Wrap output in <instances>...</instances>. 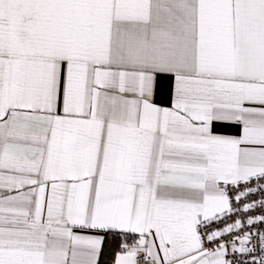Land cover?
Returning a JSON list of instances; mask_svg holds the SVG:
<instances>
[{"label": "crops", "instance_id": "1", "mask_svg": "<svg viewBox=\"0 0 264 264\" xmlns=\"http://www.w3.org/2000/svg\"><path fill=\"white\" fill-rule=\"evenodd\" d=\"M263 173L264 0H0V264H225L197 225Z\"/></svg>", "mask_w": 264, "mask_h": 264}, {"label": "built area", "instance_id": "2", "mask_svg": "<svg viewBox=\"0 0 264 264\" xmlns=\"http://www.w3.org/2000/svg\"><path fill=\"white\" fill-rule=\"evenodd\" d=\"M228 209L197 225L204 253L221 252L225 264H264V173L234 183L219 182ZM133 264H153L148 250Z\"/></svg>", "mask_w": 264, "mask_h": 264}, {"label": "trees", "instance_id": "3", "mask_svg": "<svg viewBox=\"0 0 264 264\" xmlns=\"http://www.w3.org/2000/svg\"><path fill=\"white\" fill-rule=\"evenodd\" d=\"M135 238L115 232L105 234L98 264H114L116 257L132 246Z\"/></svg>", "mask_w": 264, "mask_h": 264}, {"label": "rangeland", "instance_id": "4", "mask_svg": "<svg viewBox=\"0 0 264 264\" xmlns=\"http://www.w3.org/2000/svg\"><path fill=\"white\" fill-rule=\"evenodd\" d=\"M215 253H221V252H215ZM222 254V253H221ZM206 255H210V254H206Z\"/></svg>", "mask_w": 264, "mask_h": 264}]
</instances>
